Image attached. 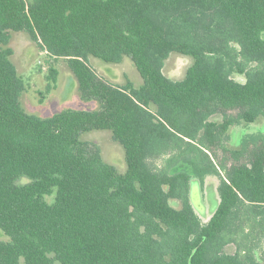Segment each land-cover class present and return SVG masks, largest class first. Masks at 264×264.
<instances>
[{
  "label": "trees",
  "instance_id": "trees-1",
  "mask_svg": "<svg viewBox=\"0 0 264 264\" xmlns=\"http://www.w3.org/2000/svg\"><path fill=\"white\" fill-rule=\"evenodd\" d=\"M18 34L65 61L99 110L27 112ZM174 54L192 59L182 80L165 74ZM93 59L128 60L143 84L114 83ZM49 64L41 104L58 85ZM262 118L264 0H0V264H264V143L225 146ZM94 132L122 146L124 172L84 139ZM193 175L221 178L207 225Z\"/></svg>",
  "mask_w": 264,
  "mask_h": 264
},
{
  "label": "rangeland",
  "instance_id": "rangeland-1",
  "mask_svg": "<svg viewBox=\"0 0 264 264\" xmlns=\"http://www.w3.org/2000/svg\"><path fill=\"white\" fill-rule=\"evenodd\" d=\"M12 48L15 52L13 62L28 85V90L22 99L23 106L27 112L42 118H50L67 108H77L86 111L99 110L100 105L97 102L84 103L79 100L77 96V80L65 61L53 62L48 60L47 56L40 52L37 46L24 34L15 35ZM93 61L94 67L99 74L108 77L114 83L124 84L126 80H130L137 87L143 84L139 72L128 60L118 66L105 65L96 59H93ZM50 62L59 70L58 85L50 94L45 95L46 99L41 104L40 93L45 94L47 89ZM191 64V58L174 54L166 63L165 74L174 80H182L185 78ZM239 79L241 80V78ZM235 114V112L230 113V115ZM219 121H221V118H219ZM84 139L101 148L105 162L115 166L121 172L125 171L124 149L113 140L111 133L94 132L86 135ZM258 142L264 143V118L254 124L241 123L234 126L229 132L225 146L229 150H234L254 147ZM216 154L217 157L213 154V158L218 166L222 162L228 164V166L235 164V161L225 156L222 151H218ZM164 163L165 159L161 160L158 165H163ZM220 184L221 178L216 175H206L202 179L194 175L191 177L190 202L204 225H207L213 219L219 209L221 203ZM172 205L175 206L177 203L173 201ZM0 240H7L1 230ZM257 253L259 260L264 258V242L261 250Z\"/></svg>",
  "mask_w": 264,
  "mask_h": 264
},
{
  "label": "crops",
  "instance_id": "crops-1",
  "mask_svg": "<svg viewBox=\"0 0 264 264\" xmlns=\"http://www.w3.org/2000/svg\"><path fill=\"white\" fill-rule=\"evenodd\" d=\"M127 81V80H126ZM78 87V86H77ZM77 96H78V98H79V100L80 101H82V102H84L81 98H80V96H79V93H78V88H77ZM84 103H92V102H84ZM68 109V108H67ZM73 109H75V108H73ZM77 109V108H76ZM77 110H80V109H77Z\"/></svg>",
  "mask_w": 264,
  "mask_h": 264
},
{
  "label": "flooded vegetation",
  "instance_id": "flooded-vegetation-1",
  "mask_svg": "<svg viewBox=\"0 0 264 264\" xmlns=\"http://www.w3.org/2000/svg\"><path fill=\"white\" fill-rule=\"evenodd\" d=\"M257 255H258V253H257ZM260 261H261L262 263H264V258H263V259H261Z\"/></svg>",
  "mask_w": 264,
  "mask_h": 264
}]
</instances>
